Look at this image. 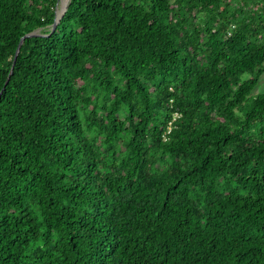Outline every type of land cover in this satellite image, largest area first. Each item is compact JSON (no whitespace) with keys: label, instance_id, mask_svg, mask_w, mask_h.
Masks as SVG:
<instances>
[{"label":"trees","instance_id":"trees-1","mask_svg":"<svg viewBox=\"0 0 264 264\" xmlns=\"http://www.w3.org/2000/svg\"><path fill=\"white\" fill-rule=\"evenodd\" d=\"M58 2L0 0V264H264V0Z\"/></svg>","mask_w":264,"mask_h":264},{"label":"water","instance_id":"water-1","mask_svg":"<svg viewBox=\"0 0 264 264\" xmlns=\"http://www.w3.org/2000/svg\"><path fill=\"white\" fill-rule=\"evenodd\" d=\"M59 1H60V0H59ZM68 3H69V0H68ZM67 6H68V5H67ZM67 6H66V8H67ZM66 8L64 9V11L61 13L60 16H57V5H56V7H55V11H54L55 17H54V21H53V23H52V25H51V28H52V29H51V32L56 28L58 22L60 21V19H61L62 16L64 15V13H65V11H66ZM39 36H48V35H42V34L40 33V30H36V31H33V32H31V33L26 34L25 36H23V37L20 39V42H19V44H18V47H17V49H16V51H15V55H14V59H13V64L15 63V60H16V58H17V55H18V53H19V49H20V46H21L23 40H24L25 38L39 37ZM11 70H12V69H11ZM10 73H11V71H10ZM0 95H1V92H0Z\"/></svg>","mask_w":264,"mask_h":264},{"label":"bare ground","instance_id":"bare-ground-1","mask_svg":"<svg viewBox=\"0 0 264 264\" xmlns=\"http://www.w3.org/2000/svg\"><path fill=\"white\" fill-rule=\"evenodd\" d=\"M67 5H68V0L59 1L58 7H57V16L61 15V13L64 11Z\"/></svg>","mask_w":264,"mask_h":264},{"label":"rangeland","instance_id":"rangeland-1","mask_svg":"<svg viewBox=\"0 0 264 264\" xmlns=\"http://www.w3.org/2000/svg\"><path fill=\"white\" fill-rule=\"evenodd\" d=\"M59 4V2H58ZM58 4H57V7H58ZM264 91V74L262 75L256 89L254 90V93L257 94V93H261Z\"/></svg>","mask_w":264,"mask_h":264}]
</instances>
